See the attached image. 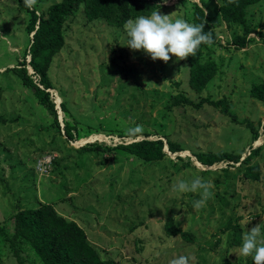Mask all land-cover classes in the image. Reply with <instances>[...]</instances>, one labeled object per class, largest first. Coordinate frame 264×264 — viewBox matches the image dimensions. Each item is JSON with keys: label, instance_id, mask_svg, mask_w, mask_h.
Listing matches in <instances>:
<instances>
[{"label": "rangeland", "instance_id": "obj_1", "mask_svg": "<svg viewBox=\"0 0 264 264\" xmlns=\"http://www.w3.org/2000/svg\"><path fill=\"white\" fill-rule=\"evenodd\" d=\"M58 1L37 0L29 9L23 0H0V264H19L4 241L11 235L10 217L42 203L74 220L98 255L118 264H170L180 256L189 257V264H253L239 249L253 226L260 224L264 240V102L250 96L252 86L264 81V0L247 8L245 26L222 22L219 0H167L156 10L190 23L195 3L210 17L219 45L208 47L202 60L213 61L217 73L200 93L188 86L186 60L153 61L126 46L124 26L88 22L80 9L65 21L63 47L48 70L53 118L11 68L24 62L42 88L27 62V11L39 14ZM244 28L253 30L251 42L238 50L230 41ZM180 92L195 104L226 100L236 122L208 104L174 105ZM246 122L257 129V144ZM137 125L142 134L129 136ZM91 134L103 138L76 144ZM141 140H161L165 157L147 163L116 149ZM167 141L180 152H168ZM221 152L240 155L241 163L206 166L195 157ZM255 165L259 177L246 179L244 168ZM196 177L212 184L213 195L200 209L193 208L199 192L173 191L177 181ZM168 219L194 240L166 235ZM229 223L241 231L239 245ZM18 249L23 264H40L26 245Z\"/></svg>", "mask_w": 264, "mask_h": 264}, {"label": "trees", "instance_id": "obj_2", "mask_svg": "<svg viewBox=\"0 0 264 264\" xmlns=\"http://www.w3.org/2000/svg\"><path fill=\"white\" fill-rule=\"evenodd\" d=\"M261 0H219L217 12L220 20L228 27L245 26L246 10ZM163 0H60L49 5L45 12L36 14V10H28L29 21L26 32L32 34L31 44L28 49L30 60L28 66L39 77V84L35 85L27 74L24 62L19 68H11V71L19 78L21 83L32 90L37 103L41 105L53 118H55L54 104L49 100L47 89H52L48 80V70L52 58L57 54L64 44L63 25L67 18L81 9L88 22L100 19L108 26L123 27L128 19H135L139 16H150L152 12L162 7ZM206 8V4L202 2ZM192 24H205L204 31H211L213 43L211 45L201 44L195 56L186 59L188 65V86L195 93H200L206 84L216 75L217 66L210 59L202 60L204 52L211 50L208 47L219 45L217 34L210 17L205 13L202 6L192 4ZM252 29L244 28L241 35L233 36L230 44L238 50L245 48L251 40L248 35ZM213 49V48H212ZM250 96L257 101L264 102V81L259 85L252 86ZM174 105H186L193 108H200L208 104L221 114L227 116L231 121L236 122L234 114L229 110L226 100H211L202 98L197 104L189 100L183 93H177L174 97ZM63 105V104H62ZM246 127L251 133L252 141L258 138L257 129L246 122ZM264 136V124L262 125ZM67 135L70 136L69 131ZM99 147V146H98ZM168 152L175 154L180 152L177 144L167 141ZM164 143L161 140H141L131 142L127 145L116 146L117 150L123 151L139 160L147 163H155L165 157ZM259 147L253 150L258 151ZM197 161L203 165L211 166L221 161L241 163L240 155L230 152L218 154L198 153L195 155ZM250 156L243 160L246 164ZM246 179H257L259 177V166H246L243 171ZM9 227L11 235L5 237L11 254L19 264H23L18 245L24 244L29 248L40 264H118L114 260L102 259L95 248L89 243L84 230L74 221L59 215L52 205L39 204L34 209L18 210L10 217ZM1 227V226H0ZM233 230V244L241 242V231L235 224L227 226ZM164 232L168 236H178L185 242H192L191 232L183 231L177 227L172 219L164 222Z\"/></svg>", "mask_w": 264, "mask_h": 264}, {"label": "clouds", "instance_id": "obj_3", "mask_svg": "<svg viewBox=\"0 0 264 264\" xmlns=\"http://www.w3.org/2000/svg\"><path fill=\"white\" fill-rule=\"evenodd\" d=\"M166 4L167 0H163ZM234 2V0H229ZM24 6L31 9L37 0H23ZM205 24H192L183 18L171 19L170 15L152 12L150 16H139L128 19L124 30L128 37L127 47L133 51L143 50L153 61L161 60L168 63L175 56L177 61L186 60L195 56L201 44L211 45L213 36L211 31H204ZM128 135L136 137L142 134L143 128L137 125L129 128ZM212 184L201 177H196L190 182L177 181L173 191L185 193L199 192L201 198L193 204L194 209L205 206L206 201L213 195L210 191ZM261 236L260 224L246 230L243 235L242 247L239 254L251 257L253 264H264V240ZM170 264H189V257L180 256L170 261Z\"/></svg>", "mask_w": 264, "mask_h": 264}, {"label": "bare ground", "instance_id": "obj_4", "mask_svg": "<svg viewBox=\"0 0 264 264\" xmlns=\"http://www.w3.org/2000/svg\"><path fill=\"white\" fill-rule=\"evenodd\" d=\"M28 70H29V72H31L29 67H28ZM55 103H56V105L59 103L58 97H55ZM97 138H103V136H101V134L100 135L99 134H91V135L86 136L85 138L77 140L76 144H79V146H80V145H83L85 143L93 142L94 140H97ZM258 142H260V141H254V144H257ZM75 146H77V145H75Z\"/></svg>", "mask_w": 264, "mask_h": 264}, {"label": "crops", "instance_id": "obj_5", "mask_svg": "<svg viewBox=\"0 0 264 264\" xmlns=\"http://www.w3.org/2000/svg\"><path fill=\"white\" fill-rule=\"evenodd\" d=\"M32 34V33H31ZM29 60H30V56L28 57V61L27 62H29Z\"/></svg>", "mask_w": 264, "mask_h": 264}, {"label": "built area", "instance_id": "obj_6", "mask_svg": "<svg viewBox=\"0 0 264 264\" xmlns=\"http://www.w3.org/2000/svg\"><path fill=\"white\" fill-rule=\"evenodd\" d=\"M45 161H48L49 162V158H47Z\"/></svg>", "mask_w": 264, "mask_h": 264}, {"label": "water", "instance_id": "obj_7", "mask_svg": "<svg viewBox=\"0 0 264 264\" xmlns=\"http://www.w3.org/2000/svg\"><path fill=\"white\" fill-rule=\"evenodd\" d=\"M33 34V33H32ZM32 34H31V37H32ZM48 91V90H47Z\"/></svg>", "mask_w": 264, "mask_h": 264}]
</instances>
